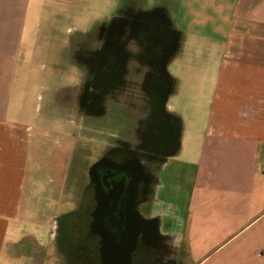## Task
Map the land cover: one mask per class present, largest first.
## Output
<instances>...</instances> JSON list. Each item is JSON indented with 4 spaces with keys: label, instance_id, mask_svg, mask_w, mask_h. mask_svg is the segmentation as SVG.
I'll use <instances>...</instances> for the list:
<instances>
[{
    "label": "crops",
    "instance_id": "crops-1",
    "mask_svg": "<svg viewBox=\"0 0 264 264\" xmlns=\"http://www.w3.org/2000/svg\"><path fill=\"white\" fill-rule=\"evenodd\" d=\"M225 1L234 9L228 29L198 32L200 41L224 45L213 98L197 74L186 96L196 103L185 114L168 105L177 84L167 91L178 144L156 172L152 200L138 206L154 232L127 264H264V0ZM31 3L0 0V264H89L54 227L84 197L87 170L76 160L90 118L75 101L84 61L68 38L72 28L30 20ZM157 10L184 50L188 28L169 8Z\"/></svg>",
    "mask_w": 264,
    "mask_h": 264
},
{
    "label": "flooded vegetation",
    "instance_id": "flooded-vegetation-1",
    "mask_svg": "<svg viewBox=\"0 0 264 264\" xmlns=\"http://www.w3.org/2000/svg\"><path fill=\"white\" fill-rule=\"evenodd\" d=\"M117 12L120 13L113 24L105 30L102 61L106 65L121 63V81L126 85L115 93L116 97L102 78L90 90L89 59L80 57L84 73L75 89V101L85 113L97 111L100 104L105 107L100 109V117L119 111L128 122L137 121L139 127L152 128L149 140L154 143L143 152L145 168L132 155H118L100 158L87 169L81 207L66 218V230L61 232L71 252H84L88 260L93 254L98 264H127L131 253L144 247L154 232L141 217L138 206L152 200L151 192L158 183L156 172L162 169L164 157L177 146L180 132L178 119L166 107L171 85L166 65L178 43L171 37L177 36L178 31L157 9L143 10L134 3L129 10ZM116 40L119 45H114ZM84 48L85 45L81 49ZM116 145V150L121 151L123 146ZM74 215L84 224L78 226Z\"/></svg>",
    "mask_w": 264,
    "mask_h": 264
},
{
    "label": "rangeland",
    "instance_id": "rangeland-1",
    "mask_svg": "<svg viewBox=\"0 0 264 264\" xmlns=\"http://www.w3.org/2000/svg\"><path fill=\"white\" fill-rule=\"evenodd\" d=\"M62 1L63 0H32L29 19L31 20L32 17L35 18L36 14V19L42 18L46 23L51 21V23L56 22L60 27L65 29L68 27L70 29L72 28L68 31V38L74 40L76 43V58L85 57L89 59L87 66L90 67V76L89 79H87V88L90 90H94L100 78L110 85L109 90L112 91L110 93L114 94V97H116L115 93H119L122 87L126 85V83L121 81L124 77L121 75V73H123L121 70V63L106 65L104 61H102L104 51L103 43L105 39H107L105 30L108 29V25H111L110 23L113 24L112 21L118 16V13H120L117 11L121 9V5H123L122 9L129 10L132 4L135 3L137 8H145L146 10L167 7L174 13L175 20L180 19L181 23L188 28L186 31L187 39L185 40L184 50L183 48L180 49L178 42L170 53V58L177 56L176 60L169 66L170 58L167 61L166 68L178 79L177 81L171 80V88H175L177 84L178 91L168 98V105L171 103L177 112L185 114V107L196 103L194 99L186 97L187 94L193 93L192 90L195 88L197 80H195V77H191V75L194 76L196 74L198 77L201 76L203 80L202 84L206 86L205 93H207V96L205 98H213L214 95L213 93L211 94V92H213L211 89L215 87V85L213 87L215 73L218 74L221 67L224 45H221L220 42L219 44L215 43L211 45L205 41H200L202 38L201 35H198V32L202 30H211L214 27H218L222 32L228 29L234 9L227 1L64 0L65 3ZM66 7H68V10H65L68 11L67 14L63 10V8L66 9ZM196 28L198 31L195 32ZM174 36H172L171 39H182L179 32L177 33L178 37L176 35ZM139 37H141V35H139ZM82 43H84L86 48L81 49L82 47H78V45ZM119 44L117 40L114 42V45ZM181 50H183V52L178 54ZM115 56L119 57V55ZM126 66L129 67L131 64H126ZM27 81L29 85L27 103L30 104L32 99L30 93L34 89L32 86L34 81L33 84L32 81ZM77 83L76 86H79V82ZM97 103H99V101ZM198 105L205 106V101L198 99ZM102 108L105 107L98 104L97 111L91 113L89 111L86 112V115L90 118V125L87 124L89 127L84 128L85 135L79 139L84 149L83 152L81 151L77 155V158H79L76 160V163L87 170L100 158L132 155L133 160L142 168H145L143 152L148 145H153L154 143L149 140V137L152 136V128L139 127L137 121L128 122L119 111L109 112L105 117H100L102 114V110L100 109ZM202 109L205 110V107ZM74 114L77 122L80 117L78 112ZM187 120H189V116L184 117L185 123H187ZM74 129L76 132H79L78 127ZM116 144L123 146L121 151L116 150ZM181 160L182 159H179V161L176 162V167H181ZM187 169L192 173L194 167L192 165H187ZM70 206L71 205L61 207L59 210H70ZM73 219L77 220L78 226L84 224L76 215H74ZM66 220V216L60 214L58 223L56 222L57 220L55 221L56 223L54 222L55 230L59 232L65 231ZM89 262V264L100 263L98 258L93 254L89 258Z\"/></svg>",
    "mask_w": 264,
    "mask_h": 264
}]
</instances>
